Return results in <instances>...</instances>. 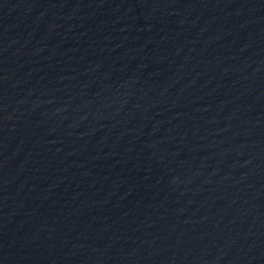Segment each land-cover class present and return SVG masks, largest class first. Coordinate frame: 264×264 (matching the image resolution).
Wrapping results in <instances>:
<instances>
[{
	"label": "water",
	"instance_id": "1",
	"mask_svg": "<svg viewBox=\"0 0 264 264\" xmlns=\"http://www.w3.org/2000/svg\"><path fill=\"white\" fill-rule=\"evenodd\" d=\"M0 264H264V0H0Z\"/></svg>",
	"mask_w": 264,
	"mask_h": 264
}]
</instances>
